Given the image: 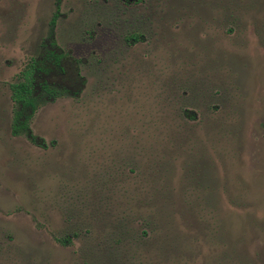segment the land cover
<instances>
[{
  "label": "rangeland",
  "instance_id": "374dc122",
  "mask_svg": "<svg viewBox=\"0 0 264 264\" xmlns=\"http://www.w3.org/2000/svg\"><path fill=\"white\" fill-rule=\"evenodd\" d=\"M0 264H264V0H0Z\"/></svg>",
  "mask_w": 264,
  "mask_h": 264
},
{
  "label": "flooded vegetation",
  "instance_id": "af4514ba",
  "mask_svg": "<svg viewBox=\"0 0 264 264\" xmlns=\"http://www.w3.org/2000/svg\"><path fill=\"white\" fill-rule=\"evenodd\" d=\"M136 39H137V37L135 35H130L127 38V40H136ZM45 45H46L45 49L47 50L45 52V61L48 64V69L44 73H39L36 70L37 65L35 64V63H38V61L36 60V61H33L30 63V66L35 64V70L33 71L34 79L36 78V75L38 73H39V76L41 77V79L37 81V85L35 83V80L33 83L34 84V90H35L36 102H37V100L41 99L42 96H44L45 99H52L53 97L58 96L59 94L57 92H58V90H61V88L70 89L71 91H75L80 86V84L78 83L77 86L71 88L67 82L66 83H64L62 81L54 82V81H50L48 79L51 74L58 73V72L63 77H69V76H68L67 68L64 67L61 63L63 60H65V58L63 57V53H62V51H60L56 47L52 35H50L48 37V39H46ZM56 59H58V60H56ZM56 63H58V65H59L58 67L54 66V64H56ZM21 77H23V75ZM35 107H36V104H35ZM28 110H33V109H28Z\"/></svg>",
  "mask_w": 264,
  "mask_h": 264
},
{
  "label": "trees",
  "instance_id": "16d2710c",
  "mask_svg": "<svg viewBox=\"0 0 264 264\" xmlns=\"http://www.w3.org/2000/svg\"><path fill=\"white\" fill-rule=\"evenodd\" d=\"M54 24V20L52 21ZM58 60V59H56ZM39 67L38 63H35ZM35 64L31 65L26 72H24L22 81L12 86V99L21 106L22 109H34L36 104L35 90H34V77L33 71L35 70ZM14 130H22L25 125L21 121H17L14 125Z\"/></svg>",
  "mask_w": 264,
  "mask_h": 264
}]
</instances>
